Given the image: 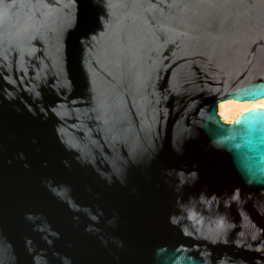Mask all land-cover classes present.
<instances>
[{
  "label": "water",
  "instance_id": "water-1",
  "mask_svg": "<svg viewBox=\"0 0 264 264\" xmlns=\"http://www.w3.org/2000/svg\"><path fill=\"white\" fill-rule=\"evenodd\" d=\"M264 0H0V264H264Z\"/></svg>",
  "mask_w": 264,
  "mask_h": 264
},
{
  "label": "bare ground",
  "instance_id": "bare-ground-1",
  "mask_svg": "<svg viewBox=\"0 0 264 264\" xmlns=\"http://www.w3.org/2000/svg\"><path fill=\"white\" fill-rule=\"evenodd\" d=\"M256 106L264 107V96L257 98L255 100H242V101L234 100V99L221 100L217 103V112L218 114L220 113L219 116L221 115L224 119H226L225 115L232 114L236 117L237 114L240 113L241 111Z\"/></svg>",
  "mask_w": 264,
  "mask_h": 264
},
{
  "label": "rangeland",
  "instance_id": "rangeland-1",
  "mask_svg": "<svg viewBox=\"0 0 264 264\" xmlns=\"http://www.w3.org/2000/svg\"><path fill=\"white\" fill-rule=\"evenodd\" d=\"M220 114V113H219ZM221 116V115H220ZM222 117V116H221ZM225 117H226V119H224L223 117V119L224 120H226V121H230V120H232L233 118H235V116L234 115H232V114H228V115H225Z\"/></svg>",
  "mask_w": 264,
  "mask_h": 264
}]
</instances>
